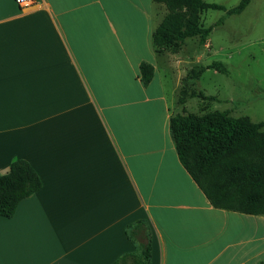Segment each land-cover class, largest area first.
Returning <instances> with one entry per match:
<instances>
[{
	"label": "crops",
	"instance_id": "0c3cea01",
	"mask_svg": "<svg viewBox=\"0 0 264 264\" xmlns=\"http://www.w3.org/2000/svg\"><path fill=\"white\" fill-rule=\"evenodd\" d=\"M164 8L0 0V175L22 159L42 180L0 217V264H114L137 251L139 222L151 264H264V216L213 207L179 160L182 61L153 43Z\"/></svg>",
	"mask_w": 264,
	"mask_h": 264
},
{
	"label": "trees",
	"instance_id": "16d2710c",
	"mask_svg": "<svg viewBox=\"0 0 264 264\" xmlns=\"http://www.w3.org/2000/svg\"><path fill=\"white\" fill-rule=\"evenodd\" d=\"M252 0H242L231 9L229 15L245 11ZM164 5L168 13L153 35L157 52L177 50L185 40L201 36L202 43L211 32L199 26V12L209 8L202 0H154ZM188 7L193 16L186 18L182 9ZM218 9L217 5H210ZM141 81L148 86L155 68L144 62L140 66ZM213 101L214 97H203ZM182 104L186 99L181 100ZM264 123L229 118L227 113L213 112L203 116L177 114L171 118L170 131L179 160L211 205L217 209L251 216H264V165L252 167L249 162L236 161V148L252 139L259 142L264 133ZM232 156V157H230ZM230 161H225L227 158ZM234 157V158H233ZM226 158V159H225ZM225 159V160H224ZM224 162V163H223ZM261 186L251 193L253 186ZM42 188V180L36 170L25 160L14 161L9 172L0 175V217L11 219L20 203ZM130 240L138 243L134 253L123 255L114 264H151V236L144 222L127 230Z\"/></svg>",
	"mask_w": 264,
	"mask_h": 264
},
{
	"label": "rangeland",
	"instance_id": "374dc122",
	"mask_svg": "<svg viewBox=\"0 0 264 264\" xmlns=\"http://www.w3.org/2000/svg\"><path fill=\"white\" fill-rule=\"evenodd\" d=\"M202 1L209 8L199 12V26L211 29L205 43L201 36H196L182 42L177 50H168L182 61L178 71V94L174 96L169 92L172 109L184 116L220 112L227 113L229 118L264 123V0H252L238 15L228 12L242 0ZM210 5L219 8L213 9ZM164 10L167 15V8ZM182 13L186 18L193 16L188 7H184ZM203 97H214L215 100H204ZM183 98L185 104L181 102ZM261 132L264 133V128ZM262 140L252 139L237 147L233 158L262 168ZM230 157L224 160L230 161ZM259 188L261 186H253L251 193Z\"/></svg>",
	"mask_w": 264,
	"mask_h": 264
},
{
	"label": "built area",
	"instance_id": "2783aa9c",
	"mask_svg": "<svg viewBox=\"0 0 264 264\" xmlns=\"http://www.w3.org/2000/svg\"><path fill=\"white\" fill-rule=\"evenodd\" d=\"M16 2L24 7H29L35 3V0H16Z\"/></svg>",
	"mask_w": 264,
	"mask_h": 264
}]
</instances>
